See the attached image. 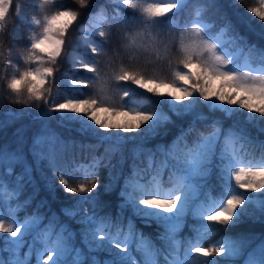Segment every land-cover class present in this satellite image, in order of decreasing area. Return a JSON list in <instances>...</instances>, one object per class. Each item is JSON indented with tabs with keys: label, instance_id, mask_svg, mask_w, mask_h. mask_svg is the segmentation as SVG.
<instances>
[{
	"label": "snow or ice",
	"instance_id": "6c2138e0",
	"mask_svg": "<svg viewBox=\"0 0 264 264\" xmlns=\"http://www.w3.org/2000/svg\"><path fill=\"white\" fill-rule=\"evenodd\" d=\"M57 0H40L38 11L40 18H33L31 23L39 28L26 40L30 47L22 53L23 61L36 67H25L18 75H13L7 80V89L10 95L14 94L16 102L30 104L34 101H42L44 104L43 117L55 119L53 114H58L62 121L78 123L81 134L92 132L98 137L97 145H83L81 148H95L104 141H114L111 149L112 156L123 153V145L130 139L139 138L147 142L159 134V129L174 123L172 117L182 118L192 115L193 123L187 129H182L171 145L163 151L164 160L161 166L168 172V179L171 187H165L163 183V172L156 171L155 151L147 150L152 157L153 169L150 178L145 179L143 173L147 169H138L133 166L128 176L124 177V184L120 189L119 198L121 203L117 206V218L123 219L121 213L130 209L132 216L143 220L150 226L155 222L157 227L162 229L157 239L161 240L164 247H157L150 237H146L133 225L132 218L127 219V224L116 223L111 216H97L85 213L81 219L87 224H82L81 247L77 248L73 243V233L68 232L61 226V230L52 239L51 227L40 228L43 223L39 215L26 216L23 220L17 215L20 207L10 209L8 216L11 223H6V217L2 210L5 185L3 175H0V233H7V243L11 247L7 249L10 258L5 259L0 255V264H31L27 259L21 258L20 249L27 244L26 237L34 231L32 244H27L29 250L39 241L42 249L37 250L36 264H220L215 257L234 260L244 255L248 248V241L244 239L229 238L218 242L217 247L197 246L206 238H209L213 229L219 225H231L243 221L245 217L254 218L256 212L264 219V153L259 160L246 159L247 153L241 152L245 143H252L251 137L243 129L235 125L224 129L223 121L216 118L212 121L211 131L208 133H197L196 138L191 142L187 136L195 131L196 120H207L208 116L197 111L200 105H204L210 111H220L224 119H231L233 116L243 113L245 122L264 124V50L260 51L259 65H253L251 54L255 51V45L248 46V53L243 64L237 63L240 53L244 52L243 47L238 45L246 43V38L241 36L231 21H226L219 30L212 22L205 20L203 12L208 7L215 6V0H208L204 8L195 12L191 26L185 24L183 31L178 38H173V47L178 42V50L181 54L179 65L170 72V79L159 73L145 75L141 71L130 70L121 67L118 73H114L111 79L120 82H131L138 89L145 90L141 99H135L136 89L125 86L122 94L115 92L108 94L107 81H104L99 90L93 94L86 92L84 86L93 81H99V61L96 56L104 55L103 49L111 47L113 41L129 50L130 60H135V53L143 50L148 53L151 48L158 45H145L144 39L153 32L166 31L180 28L175 16H170L173 10H183L188 6L186 0H106L107 4L127 6L132 15H125L124 12L114 10L108 14L105 5L97 7L96 14H89L91 23L88 24V34L91 37L98 35L96 39L85 40L81 44L75 42L70 45V51L65 56V63L70 64L73 71L82 69L87 73L94 74L91 79L69 78L67 81L69 91L57 89L56 95L52 96L51 89H45L44 85L49 77H54L58 71V58L62 56L66 44V35L73 24L79 19L80 13L70 7H63L60 10L49 12L47 6L55 4ZM81 8H88L90 0H73ZM239 3V0H236ZM261 7H252L248 11L253 13L260 20H264V0H260ZM3 11L0 12V29L4 27L3 21L12 10L13 0H0ZM16 12L20 13L21 8L17 7ZM104 20L110 24L105 30L100 21ZM123 21L124 28H142L143 32H128L124 29L113 27ZM87 23V20H86ZM79 32H84L85 25L78 26ZM83 47L90 52L73 56L77 49ZM235 49V51L233 50ZM94 54V55H93ZM91 56V58H88ZM158 59V57H157ZM9 65L12 61L9 59ZM68 72H61V76H67ZM219 81V84H216ZM59 82H63L62 80ZM169 89L162 92L161 88ZM50 98H46L45 92ZM25 93L26 98H25ZM150 93L152 96H148ZM88 95V99L80 97ZM100 97L97 99L96 97ZM118 96L119 100L113 99ZM153 97L163 99L154 101ZM125 98H130L125 101ZM63 100V102H61ZM187 101V103H185ZM167 104L165 111L160 105ZM105 114L102 115L101 114ZM124 117L118 120L112 118ZM16 113L12 116L15 118ZM4 121H0V128L5 127ZM143 126V127H142ZM42 127H46L42 125ZM100 130H104L102 133ZM114 130V131H112ZM19 131V130H18ZM264 131V127L261 128ZM126 133H137L136 137H129ZM39 139V138H38ZM51 140V137H48ZM75 145L76 141L65 142ZM179 143L180 150L170 155L172 145ZM264 143V142H262ZM38 145L34 141V153L41 160H47L50 167L56 170V154L52 150L48 153L35 152ZM157 151L160 146H157ZM133 164L138 154L145 151L141 145L132 150ZM109 149L105 148V153ZM11 158L19 160L15 152L10 154ZM4 153L0 150V161ZM247 164L250 166H241ZM218 166V167H217ZM96 171L84 172L85 176L98 175L100 168L115 167L112 165L111 156L105 159L104 155H94L88 165ZM83 166L76 164L73 171H82ZM213 170H218L223 181V193L214 198L210 194L200 200V190L211 175ZM9 168L8 175H12ZM31 182V169L25 167L23 173L17 177L18 185L25 180ZM60 186L66 193H91L100 187L93 184L91 188L84 183L78 186H70L69 179L62 174L59 177ZM117 183L119 181L117 180ZM48 187L51 189L52 185ZM241 189L245 191H240ZM20 187L13 188L9 197L16 196ZM105 194L113 191L112 181L104 185ZM182 193L178 195L176 193ZM251 193H259L254 197ZM99 193L94 197H81L82 201L93 204L94 208L106 206V202L97 200ZM160 197H168L161 199ZM30 203V199L24 201V205ZM64 215L75 218L78 212L73 209H62ZM199 218V227L192 228L188 224L190 217ZM189 227L195 232V237L189 239L188 247L181 251L180 244L183 242L180 237L183 229ZM114 229V231H113ZM107 230V231H106ZM67 233V234H66ZM101 233H105L101 235ZM86 240V242H85ZM0 249V253L4 252ZM132 251L139 252L142 260L137 261ZM101 253H106L101 256ZM193 253L199 256L193 257ZM55 254V255H53ZM208 258V259H205ZM243 264H264V242L247 253Z\"/></svg>",
	"mask_w": 264,
	"mask_h": 264
},
{
	"label": "trees",
	"instance_id": "16d2710c",
	"mask_svg": "<svg viewBox=\"0 0 264 264\" xmlns=\"http://www.w3.org/2000/svg\"><path fill=\"white\" fill-rule=\"evenodd\" d=\"M147 2H153V0H147ZM188 6L183 10H173L170 16H175L176 21L181 25L180 28L169 29L166 31L153 32L150 36L144 39L145 45L157 44L155 48H151L148 53H144L143 50L135 53L136 59L130 60V51L123 48L119 42L113 41L112 46L103 49L104 55L96 56L99 61V71L101 79L99 81H93L91 84L84 86L86 92L95 94L104 81H107L108 94L112 95L115 92L122 94L125 86L136 89V99H141L145 90L138 89L137 86L132 85L131 82H120L111 79L114 73H118L120 68L126 67L130 70L141 71L145 75H151L153 73H159L160 75L170 79V72L173 68L179 66V59L181 54L178 50V42L176 47H173V38H178L179 33L183 30L185 24L190 25L193 20L195 12L198 9L204 8L208 0H186ZM40 2H34L31 0H13L12 10L8 14L7 18L3 21L4 27L0 29V121H4L6 126L0 128V150L3 151L4 157L0 161V175H3V183L5 185V195L3 196L2 210L6 217V223H11V217L8 216L10 209H17L20 205L17 215L21 220L26 216L39 215L42 218L40 228L51 227L54 229L52 239H55L57 232L61 230V226L66 228L68 232L73 233V243L77 248L81 247V232L82 224L86 225V221H82L81 217L87 213L89 215L95 214L97 216H111L116 223L127 224V219L132 218L135 228L142 232L146 237H150L157 247H164L161 240L157 239V235L162 229L158 228L155 222L147 225L143 220L132 216L131 210L126 209L121 213L123 219L117 218V212L120 211L117 207L121 201L119 198L120 189L124 184V177L128 176L133 166L138 169H147L143 173L145 179L150 178V173L153 171L149 166L152 164V157L148 155L147 150L155 151V163L157 165L156 171L161 172V162L164 160L162 151L171 145L173 140L180 135L182 129H187L190 124L193 123L194 117L192 115L178 118L173 116L174 123L166 125L165 134L162 129H159V134L154 138L149 139L147 142H142L139 138L130 139L123 145V153H117L112 156L111 149L114 145V141H104L95 148H81L80 145H97L98 137L94 134H81L78 130L79 126H71L67 121H62L60 116L56 114L55 119L48 118L47 121L43 117L44 104L42 101H34L30 104H24L22 102H16L14 94L9 93L7 89V80L13 75H18L19 71H22L25 67L38 66L36 63L31 65L26 64L23 61L22 53L25 52L30 44L26 43L33 32H38L39 28L34 24L23 21L19 13L16 12V8L21 6L24 10H27L30 14L37 15L40 18L38 11V5ZM61 4L63 7H70L73 10H77L80 13L79 19L73 24L66 35V44L62 56L58 58L57 67L58 71L54 74V77H49L46 81L44 88L51 89L52 96L56 95L57 89H63L69 91V85L67 81L69 78H75L79 74L82 78L91 79L94 74L87 73L82 69L73 71L70 64L65 63V56L70 51V45L74 42L81 44L80 34L78 26L82 23L89 22L91 18L89 14H95L99 5H105V8L109 15L114 10L124 12L125 15L131 16V10H126L127 6H118L115 4H107L106 0H90V6L88 8H81L78 4H75L73 0H57L55 4L48 5L49 12L60 10ZM252 7H261L260 0H215V6L208 7L203 12L206 21L215 24V30L226 22L231 21L236 27L239 34L246 38V43L241 42L238 46L244 47L248 50L249 45H255V51L252 56L255 63H260V51L264 50V20H260L253 13L248 10ZM104 24L110 27V24L104 21ZM20 25V33L13 34L14 29ZM113 27V31L116 29H124L128 32L140 31L142 28L130 27L124 28L123 21L116 24ZM101 39L97 37V41ZM85 52H90L89 49L80 47ZM89 50V51H88ZM94 55V54H93ZM158 57V59H157ZM88 58H91L89 56ZM12 61L9 65L8 60ZM67 71V76H61V72ZM63 82H59V81ZM25 93V98H26ZM148 96L152 94L148 93ZM46 98H50L48 92H45ZM98 97V96H97ZM96 97V98H97ZM82 99H88V95L80 97ZM113 99L119 100L118 96H113ZM130 98H125L127 101ZM154 101H157L156 97H153ZM63 101V100H61ZM30 109V114L25 111V108ZM165 111H167V104L160 105ZM18 111H22L17 114ZM199 112H203L208 116L207 120H196L195 131L187 136L189 142L196 138L197 133H208L211 131V123L214 119L220 118L223 121L224 129L233 125V122H237L243 127V130L247 135L251 137L252 143H245L247 156L246 159L259 160L261 154L264 153V131L261 128L264 124L257 121L255 123L245 122L243 113L242 115L233 116L231 119H224L223 113L220 111H210L203 104L197 109ZM17 115L14 118L12 113ZM124 117H120L119 120H123ZM46 127H42L45 125ZM75 124V123H73ZM143 127V126H142ZM19 130V131H18ZM51 137V140L48 139ZM39 138V139H38ZM34 141L38 147L35 148V152L48 153L52 150L56 154V170H53L49 166L47 160H41L34 153ZM76 141L75 145L71 142ZM137 145L145 150L138 154V158L133 164L132 149ZM157 146H160V150L157 151ZM105 148L109 149L108 153H105ZM179 151V150H178ZM17 153L19 160L11 158V153ZM177 151H172L170 155H174ZM104 155L105 159L111 156L112 165L115 167L100 168L98 175L85 176L84 172L91 173L96 171L91 167H88L91 157L96 155ZM76 164L83 166L82 171H73ZM31 169V182L28 181L27 175L21 185L17 183V177L20 176L25 167ZM250 166V165H249ZM218 167V166H217ZM11 168L12 175H8V170ZM64 175V178L69 179L70 186H78L80 183H84L87 187L91 188L93 184H98L100 187L93 190L91 193H66L60 186L59 177ZM112 181L113 191L110 194H105L104 185L109 181ZM117 180L119 183H117ZM163 182L165 185L171 186L168 179V172L164 169ZM51 184L50 189L48 185ZM20 187L21 191L18 193L19 199L16 196L9 197V193L13 188ZM224 191L223 181L220 178L218 170H213L208 179L203 182V187L200 190L201 198L204 200L206 195L210 194L214 198H218ZM240 191H245L241 189ZM96 193H99L97 200L106 202V206L102 208H94L93 204L89 200L88 202L82 201L81 197H94ZM254 197L259 196V193H251ZM161 199H165L160 197ZM30 199V203L24 205V201ZM78 212L75 218H70L61 211L62 209H73ZM188 224L192 228L199 227V218L192 216L188 220ZM107 231V230H106ZM114 231V229H113ZM67 234V233H66ZM105 233H101L104 235ZM7 233H0V249L5 251L0 253L7 260L10 258V253L7 251L11 247L10 243H7ZM36 236L34 231L31 235L26 237L27 244H32L33 237ZM195 237V232L189 227H185L181 233L180 239L183 241L180 244L181 251L188 247L189 239ZM229 238L244 239L248 241V248L244 255L234 260H228L227 258L221 259L218 255L215 257L220 261V264H243L247 257V253L256 248L261 242H264V219L260 218L258 212L255 213L254 218L245 217L242 222L231 225H219L213 229L209 238H206L202 243L197 246L204 247H217L218 242L227 240ZM86 242V240H85ZM27 244L20 249L21 258H25L27 250H29ZM42 245L37 241L32 249V255L27 257L31 264H36L37 250ZM101 256H105L106 253H101ZM132 255L137 261L142 260V256L139 252L132 251ZM193 257L199 256V254H192ZM208 259V258H205ZM52 264V262H47ZM161 264L163 260L161 259Z\"/></svg>",
	"mask_w": 264,
	"mask_h": 264
},
{
	"label": "rangeland",
	"instance_id": "374dc122",
	"mask_svg": "<svg viewBox=\"0 0 264 264\" xmlns=\"http://www.w3.org/2000/svg\"><path fill=\"white\" fill-rule=\"evenodd\" d=\"M31 1H34V2H40V0H31ZM96 14V13H95ZM94 14V15H95ZM19 15H20V17L23 19V21H25V22H27V23H30V24H32L31 23V21H32V19L35 17V18H39V17H37L36 15H34V14H30L29 12H27V10H24L23 9V7L21 6V12L19 13ZM92 21L90 20L89 22H87V23H82L81 25H85V31L84 32H81V34H80V40H81V43L83 42V41H85V40H90V39H96L97 40V37H98V35L96 36V37H91L89 34H88V31H87V28H88V24H90ZM209 22V21H208ZM100 24H101V26L105 29V30H107L108 29V26L107 25H105L104 24V20H101L100 21ZM189 26H191V25H189ZM20 30H21V28H20V25H18L15 29H14V31H13V34H15V35H17V34H19L20 33ZM184 30V29H183ZM182 30V31H183ZM244 48V47H243ZM234 51H235V49H233ZM89 51V50H88ZM84 51L83 50H81L80 48H78L77 49V52H74L73 53V56L74 57H77L78 58V54H80V53H83ZM247 53H248V50H246V49H244V52H242V53H240L239 54V56H238V59H237V63H240V64H243V61H244V59H245V56L247 55ZM251 61H252V64L255 66V65H259L260 63H255L254 62V60H253V56H252V54H251ZM75 78H81V76L79 75V74H77L76 75V77ZM216 84L218 85L219 84V81H216ZM161 91L162 92H167V91H169V89L168 88H166V87H162L161 88ZM100 97H97V99H99ZM135 99H136V97H134ZM156 99L157 100H161V99H163V98H161V97H156ZM61 102H63V101H61ZM185 103H187V101H185ZM25 111L28 113V114H30V109H28L27 107L25 108ZM243 110H241V113H243L242 112ZM22 111H18V113L17 114H19V113H21ZM54 116H56V114H53ZM102 115V117H103V115H105V114H101ZM242 115V114H241ZM112 118H114V119H120V117H116L115 116V114H112ZM74 123V122H73ZM73 123H68V124H70L71 126H79V124L78 123H75V124H73ZM233 125H235L237 128H240V129H243V127L242 126H240V124L239 123H237V122H233ZM232 125V126H233ZM80 127V126H79ZM79 127H78V129H79ZM160 129H162V130H164L163 131V134H165V132H166V130H168V128H166V126H164V127H162V128H160ZM102 133L104 132V130H100ZM112 131H114V130H112ZM87 134H93L92 132H87ZM125 135H127V136H129V137H136L137 136V133H126ZM178 151V150H180V145H179V143H177V144H175V145H173V151ZM246 151V148H245V146L243 147V149H241V152L242 153H244ZM241 166H249V165H247V164H242ZM161 172H163V174H164V168L162 167V169H161ZM164 183V182H163ZM164 186L165 187H171V186H168V185H165V183H164ZM176 194H178V195H182V193H176ZM163 198H165V199H167L168 197H163ZM200 200L201 201H203V199L201 198V195H200Z\"/></svg>",
	"mask_w": 264,
	"mask_h": 264
},
{
	"label": "clouds",
	"instance_id": "9594fccd",
	"mask_svg": "<svg viewBox=\"0 0 264 264\" xmlns=\"http://www.w3.org/2000/svg\"><path fill=\"white\" fill-rule=\"evenodd\" d=\"M3 11V8H2V6H0V12H2Z\"/></svg>",
	"mask_w": 264,
	"mask_h": 264
},
{
	"label": "bare ground",
	"instance_id": "6f19581e",
	"mask_svg": "<svg viewBox=\"0 0 264 264\" xmlns=\"http://www.w3.org/2000/svg\"><path fill=\"white\" fill-rule=\"evenodd\" d=\"M53 255H55V254H53Z\"/></svg>",
	"mask_w": 264,
	"mask_h": 264
}]
</instances>
